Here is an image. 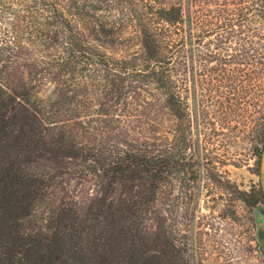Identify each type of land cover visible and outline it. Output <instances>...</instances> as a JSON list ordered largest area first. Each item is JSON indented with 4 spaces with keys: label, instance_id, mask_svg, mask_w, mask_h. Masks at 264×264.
Instances as JSON below:
<instances>
[{
    "label": "rangeland",
    "instance_id": "1",
    "mask_svg": "<svg viewBox=\"0 0 264 264\" xmlns=\"http://www.w3.org/2000/svg\"><path fill=\"white\" fill-rule=\"evenodd\" d=\"M82 1L95 9V31L105 23L119 34L113 43L105 42L104 37L94 41L88 37L92 30L66 14L72 26L88 35L89 46L111 62L139 50L137 42L128 37L131 30L125 19L137 12V5H128L126 11L127 5L117 6L116 0ZM63 4L62 0H0V38L16 35V31L19 35L17 49L3 51V57L10 56L13 62L3 68L5 73L13 85L20 83L30 89L33 99L56 101L51 107L53 115L45 116L48 123L42 124L46 144L29 140L27 128L24 134L0 143V161L18 158L19 165L26 168L19 198H12L6 206L0 204V210L8 209L1 213L0 224L10 221L24 239L35 234L29 240L45 243L52 212L54 216L70 208L85 212L101 204L127 210L130 198L143 187L145 174L131 166L123 173L113 172L107 155L164 156L170 151L175 162L162 172L165 178L158 185L149 215L153 219L141 228L138 250L143 257L139 264H264L263 205L250 209L239 193L253 186L264 192V158L257 166L250 156L248 123L235 116L221 122L217 105L202 107L189 93L174 98L183 107L171 113L156 86L133 74L110 71L103 79V73L109 71L103 66L96 67L98 70L77 67L73 71L81 72L75 75L72 67L48 66L46 63H64L57 21ZM246 69L244 75H234L233 84L248 86ZM224 85L220 83L219 89ZM6 110L21 115L29 108L15 100ZM177 111L184 120L177 119ZM206 111V119L214 122L203 126ZM22 126L19 122L17 127ZM60 135L70 145L59 147L56 139ZM184 140L185 147L180 149ZM33 251L30 241L24 243L14 254L13 264L42 260L43 253Z\"/></svg>",
    "mask_w": 264,
    "mask_h": 264
},
{
    "label": "trees",
    "instance_id": "2",
    "mask_svg": "<svg viewBox=\"0 0 264 264\" xmlns=\"http://www.w3.org/2000/svg\"><path fill=\"white\" fill-rule=\"evenodd\" d=\"M62 2L57 21L64 63H46L48 66L72 67V75L80 70L91 67L98 70L96 67L103 66L109 70L103 73V79L108 78L110 71L133 74L156 86L171 113L176 111V107H183L174 99L182 93L191 94L196 104L200 100L202 107H207L206 103L215 104L222 111L221 122L227 123L231 116H235L248 123L250 156L257 166L260 165L264 158V0H144L141 6L138 5L139 0H116L117 6L127 5L124 6L126 11L128 5L138 7L136 13L125 19L131 30L128 37L137 42L139 50L112 62L88 45V35L84 36L72 26L66 14L77 17L86 30H92L88 37L94 41H102L104 37L105 42L113 43L116 42L115 35L119 34L105 23L95 31V16L92 14L95 9L89 2ZM118 10L123 12V8ZM18 36L16 31V35L0 38V143L7 137L24 134V128H27L31 133L28 139L42 146L46 144L43 139L45 125L42 124L48 123L45 116L53 115L51 107L56 101L33 99L30 89L20 83L13 85L9 80V74L3 68L13 62L10 56L3 57V51L16 50ZM34 59L29 60L42 62ZM77 67L81 69L73 71ZM245 67L249 76L248 86L233 84L234 75H244ZM220 83H225L221 90ZM15 100L21 101L29 111L21 115L8 114L6 109ZM186 103L187 97L183 102L187 109ZM203 114V126L214 122L205 117L209 111ZM177 119L184 120L185 116L179 113ZM17 122L23 123L22 128L17 127ZM187 130L190 134V126ZM181 134L186 136L182 129ZM56 140L59 147L70 145L65 135ZM185 141L181 142L180 149L185 147ZM54 143L52 138L51 144ZM107 156L110 160L108 168H113V172L123 173L131 166L141 168L145 174L140 184L143 187L134 194V198H130L128 209L116 210L113 205L101 204L85 212L72 208L56 216L52 212L47 219L45 243L29 240L35 234L24 239L20 230L10 226V221L4 222L0 224V264H13L17 249L29 241L33 252L39 250L43 253L42 260L32 259L37 263L31 264H139L143 257L138 250L141 228L153 219L149 215L158 185L165 178L162 172H166L175 160L170 151L164 156L146 154L140 157L128 152L123 156L117 152ZM101 159L104 163L105 159ZM25 171L18 158L0 161L1 205L6 206L12 198H19L23 192L21 177ZM239 193L246 207L252 209L262 204L264 208L261 188L253 186L248 192ZM7 211L6 207L2 208L0 216Z\"/></svg>",
    "mask_w": 264,
    "mask_h": 264
}]
</instances>
